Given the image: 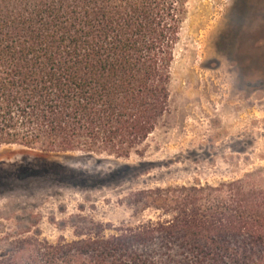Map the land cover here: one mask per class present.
<instances>
[{
	"label": "trees",
	"instance_id": "16d2710c",
	"mask_svg": "<svg viewBox=\"0 0 264 264\" xmlns=\"http://www.w3.org/2000/svg\"><path fill=\"white\" fill-rule=\"evenodd\" d=\"M185 2L0 0V144L138 152L168 109ZM134 195L155 219L15 237L0 264H264V166Z\"/></svg>",
	"mask_w": 264,
	"mask_h": 264
},
{
	"label": "rangeland",
	"instance_id": "374dc122",
	"mask_svg": "<svg viewBox=\"0 0 264 264\" xmlns=\"http://www.w3.org/2000/svg\"><path fill=\"white\" fill-rule=\"evenodd\" d=\"M185 8L168 109L138 152L0 144V254L15 237L71 240L92 222L155 219L158 210L135 204L139 190L213 184L264 166V0H186Z\"/></svg>",
	"mask_w": 264,
	"mask_h": 264
}]
</instances>
